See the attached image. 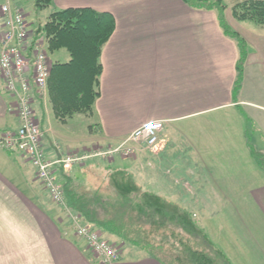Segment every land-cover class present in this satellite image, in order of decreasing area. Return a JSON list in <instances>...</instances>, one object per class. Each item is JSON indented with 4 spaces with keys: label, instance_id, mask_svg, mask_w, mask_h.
<instances>
[{
    "label": "crops",
    "instance_id": "1",
    "mask_svg": "<svg viewBox=\"0 0 264 264\" xmlns=\"http://www.w3.org/2000/svg\"><path fill=\"white\" fill-rule=\"evenodd\" d=\"M52 1L61 9L107 12L114 28L101 50L99 95L91 113L57 117L48 82L43 100L34 103L46 156L117 146L139 125L161 120L159 152L133 145L130 156L89 158L86 165L79 163L77 181L99 190L108 185L112 170L127 171L140 190L188 212L230 264L245 263L249 243L237 236V225L249 228L241 214H254L253 228L264 231V166L252 155L264 144V102L253 99L258 88L264 95V29L233 18L229 6L242 0H220L227 6V26L245 41L238 73L235 40L223 32L215 9L194 0ZM30 24L31 31L40 27ZM14 105L0 78V134L19 126ZM76 114L97 120L89 124L82 147H72L75 138L66 129ZM74 166L79 165L63 171ZM39 190L44 189L26 157L0 149V264H101L72 233L61 206ZM210 231L218 234L216 243ZM253 237L254 243L257 238L264 243V234ZM117 252L110 264H163L133 246ZM249 259L264 264V254Z\"/></svg>",
    "mask_w": 264,
    "mask_h": 264
},
{
    "label": "trees",
    "instance_id": "2",
    "mask_svg": "<svg viewBox=\"0 0 264 264\" xmlns=\"http://www.w3.org/2000/svg\"><path fill=\"white\" fill-rule=\"evenodd\" d=\"M51 1L33 0V6L37 9L46 8ZM194 2L217 11L223 32L235 40L239 49L236 63L239 73L245 60V44L243 39L227 26L223 16L226 6L220 0L210 2L194 0ZM231 14L238 22L250 21L264 25V0L236 2L231 7ZM113 28V17L107 12L90 7H66L51 11L44 23L33 32L35 38L41 33L48 51L65 49L69 55L68 61L51 64L47 79L49 99L57 117L65 119L75 113H91L93 103L99 95V78L102 72L101 50ZM252 155L257 159L254 151ZM81 164L86 165L85 162ZM78 165L74 166L71 172H65L61 166H57V181L61 184L68 208L80 216L83 224H89L102 233L113 234L123 239L126 242L125 246L140 248L166 264L154 253L152 243L145 238L131 235L126 224L118 220V217L110 216L102 220L97 216L95 206L97 207L103 198L97 190H91L90 194H82L84 186L81 187L76 175L77 172L80 173V164ZM108 186L115 192L117 211H119L118 207H121L125 212L134 213L135 218L137 216L144 220V223L151 228L173 224L197 241L198 249L183 245L177 253L178 256L175 257L176 261H181L183 264H230L188 212L172 202L140 190L127 171L112 170ZM115 206L116 204L113 208Z\"/></svg>",
    "mask_w": 264,
    "mask_h": 264
},
{
    "label": "built area",
    "instance_id": "3",
    "mask_svg": "<svg viewBox=\"0 0 264 264\" xmlns=\"http://www.w3.org/2000/svg\"><path fill=\"white\" fill-rule=\"evenodd\" d=\"M0 17V78L5 92L15 102L14 109L19 120L15 131L0 134V149L18 151L26 157L51 201L65 211L74 235L84 240L88 250L101 264H110L117 258V250L98 231L83 224L80 216L68 208L61 184L57 181V166L67 170L92 156H130L135 152L133 145H143L151 154H155L163 148L160 137L163 122L150 120L139 125L117 146H108L90 154L70 153L62 158H47L42 145L44 133L34 109V103L43 100L47 87L50 62L46 44L43 39L34 37L16 0H3Z\"/></svg>",
    "mask_w": 264,
    "mask_h": 264
},
{
    "label": "rangeland",
    "instance_id": "4",
    "mask_svg": "<svg viewBox=\"0 0 264 264\" xmlns=\"http://www.w3.org/2000/svg\"><path fill=\"white\" fill-rule=\"evenodd\" d=\"M224 1H226V0H224ZM17 2H18V6L21 7L24 14L28 13L27 15H29V16H27L26 20H28V22L31 23L30 24L31 26L34 24V27H37L39 23L43 24L44 21L46 20L47 16H48V14L51 11L61 9L60 7H58L55 4L56 1H52V3L46 8H38V9L34 8L33 0H18ZM0 4H1V0H0ZM233 4H231L229 6L230 12H231V7ZM37 22H39V23H37ZM242 23H252L257 27L264 29V25H258L254 22L245 21ZM40 38L41 39L43 38L41 34H40ZM244 44H245V41H244ZM47 57H48L49 61H51L52 63L55 61L66 62L69 59L68 52L65 49L47 51ZM251 82H252V84L254 83V78H252L250 80V83ZM256 90H257V92H256L255 96L253 97V99H255V101H258L261 103L264 102V95L262 98L261 89L258 88ZM92 122L97 123V120L95 117H88V116L86 117L85 115H82V114H76L74 119H72L68 123L66 129L71 131L73 133L72 137L75 138V140H74L75 143L72 144V147L84 146L83 137H85V135L87 136L89 124H91ZM95 126H97V124H95ZM251 145H253V144L251 143ZM261 145L262 146L259 149L260 151L256 150L255 148L253 149V151L255 152L256 157L258 159V162H259L258 164L264 166V144L261 143ZM96 150H101V149H98V147H97L95 150H91L90 152H87V153L90 154ZM257 151H259V152H257ZM94 157H97V156H92L89 158H94ZM86 160L87 159H85L83 161L85 162ZM86 188L87 187H85L81 191L82 194H90V192H92L90 189H86ZM100 188H101V186H99V190H97V191L100 194V196L103 198V200L101 203H98L97 207L95 206L97 216L102 220L105 218H108L110 216L118 217V220L123 221L124 225L126 224L128 231H130L131 235L134 234V235L141 237L142 239L145 238V240L152 243L154 253L156 255L160 256V258L163 261H165L166 264H183V263H181V261L175 260V257L178 256L177 253L181 250L183 245H189L193 249L194 248L198 249L197 241L192 239V237L187 236L186 233H184L179 227H175L173 224H168V225H165L164 227L161 226L160 228H151L147 224L144 223V220L137 218V216H136V218H137L136 219L134 216L135 215L134 213L132 214L128 211L125 212V209H123L121 207H118L119 211H117L116 210V208H117L116 196H115V192H114L113 188H111L108 185H105L101 189ZM39 192L43 193V196H46V198H47V193H45L44 190H39ZM46 204H49L48 201H46ZM114 204H116V206L113 208ZM241 215H242L243 223H245V221H246V224H247L249 229H247L245 225H242L239 223L237 225V228H238L237 229V236L242 240L244 238L245 241H247L249 243L248 249L250 251L248 250L247 253L243 254L244 258L246 257L245 258L246 260H245V263L241 262L240 264H249L248 260H250L249 257L251 255H257L258 253H259V255L264 254L263 240L261 241L260 238H257L255 240L256 243H254V239L256 237H253V236H257V234L262 236V234H264V231L260 227L256 228V229L253 228L254 227L253 223L255 221L254 214L243 213ZM257 219H256V221H257ZM136 220L138 221V223ZM249 221L250 222L252 221L251 225H248V224H250ZM100 233L102 234V236L105 240H107L108 242L111 243L112 248L117 250V251L121 246L126 245V242L123 239H121V238H119L113 234H108L105 232H103V233L100 232ZM209 237L211 238V240L214 243H216L217 239H218V234L215 235V233L213 231L212 232L210 231ZM220 244L221 243H219L217 245H220ZM244 258H243V261H244ZM234 263L238 264L237 261H235Z\"/></svg>",
    "mask_w": 264,
    "mask_h": 264
}]
</instances>
